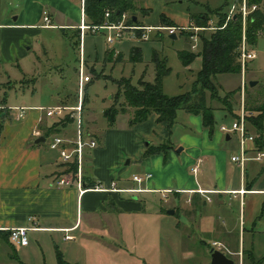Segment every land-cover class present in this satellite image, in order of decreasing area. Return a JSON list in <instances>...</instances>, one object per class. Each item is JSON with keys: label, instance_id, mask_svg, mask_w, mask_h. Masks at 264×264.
<instances>
[{"label": "crops", "instance_id": "1", "mask_svg": "<svg viewBox=\"0 0 264 264\" xmlns=\"http://www.w3.org/2000/svg\"><path fill=\"white\" fill-rule=\"evenodd\" d=\"M144 2L149 13L139 20L150 30L161 28L162 14L178 26L192 24L188 13L168 8L165 0ZM45 9L49 12L50 26L44 21ZM153 10L155 17L151 15ZM81 15V5L79 8L73 0H25L12 21H2L0 14V74L9 65H20L18 56L24 53L21 45L28 43L29 34L40 27L78 30ZM55 21L58 24H53ZM117 55L114 50V57ZM77 70L79 73V67ZM29 91L35 95L38 86ZM71 95L59 94L58 100L47 106L72 103L66 102ZM260 100L264 107V99ZM23 107L25 115L18 118ZM42 107L46 106L8 105L5 100L0 104V258L3 263L10 262L11 241L1 232L9 235L10 228L36 226L29 231L28 245L15 246L26 264H57V248L68 261L79 264V249H83L85 242L95 240L109 248H123L116 240L126 239L135 244V240L151 230L158 239V247L164 239L166 251L156 252L155 244L151 245L150 257L143 259L145 264H174L171 254L166 252L179 246L187 257L198 251L197 259H186L191 260L187 264H211L214 241L222 243L221 251L234 264H264V156L256 158L260 152L264 153V134L259 146L256 140L247 142L250 158L241 165L232 160L241 150L240 135L237 131L220 130L229 121L220 114L222 110H217L221 122L213 131L203 125L201 115L189 113L183 119L185 124L176 122L171 134L166 123L157 121L156 114L133 125L127 118L120 127L118 122L113 127L108 122H101L100 126L90 124L99 145L87 155L85 173L103 189L80 194L75 188L56 184V178L65 173L66 166L58 151L49 147L54 135L72 134L75 125L60 132L58 128L52 129L58 120L49 117ZM250 133L258 134L252 126ZM42 137L44 141L37 143ZM161 143L169 145L165 151L145 156L150 145ZM126 157L129 163L125 166L140 160L144 167L140 175L145 176L143 182L124 178L122 165ZM200 159V171L195 174L193 168ZM157 199L168 205L157 206ZM175 214H181L182 220L176 226H166L165 234L162 226L153 230L148 225L132 223L126 229L124 223L125 217L147 216L154 224L169 222L166 217ZM95 229L104 235L95 236L92 234ZM39 249L43 250L42 254Z\"/></svg>", "mask_w": 264, "mask_h": 264}, {"label": "rangeland", "instance_id": "2", "mask_svg": "<svg viewBox=\"0 0 264 264\" xmlns=\"http://www.w3.org/2000/svg\"><path fill=\"white\" fill-rule=\"evenodd\" d=\"M73 1L80 8V0ZM226 1L228 2L225 5V9L227 10L230 7L232 8L236 0H165V5L168 8L180 10L185 13H188V10L194 13L205 11L207 7L217 8L226 3ZM24 2L25 0H0L2 21L5 19L15 20L23 8ZM135 2L138 6L142 5L145 7L144 0H135ZM231 8L226 17L227 20L233 16L231 14ZM153 14L154 10L151 12L152 16ZM127 15L129 18L131 13ZM138 15L142 17L143 12L139 11ZM217 23L218 18L212 17L210 24L213 27L205 29L192 26V24H187L183 27L161 26V28H158L159 30L150 31L145 29H126L123 38L115 40L113 43L107 41V37L114 34L113 31L103 29L97 33H87L83 39V51L87 63L86 74H90L92 79H94L89 83L85 82L83 87L86 128L90 131V124L93 126L94 124L100 126L101 122L105 124L107 120L104 116V110L112 105H115L119 111L116 121L119 127L125 125L126 120L133 117L134 109L125 101L124 91L121 92L122 96L117 98L119 81L124 77L131 78L132 83L136 85L139 80L154 81L156 75L155 63L152 59L154 52L166 56L168 66L171 68L170 74L163 80L164 92L167 95L173 96L191 91L197 73L202 67V60L201 58H197L192 64L185 66L180 60L178 53L181 50H188L195 53L199 52L201 46L200 34L210 33L215 29ZM53 24H58V21L53 22ZM128 25L134 26L129 23ZM246 26L243 20L244 34ZM70 30L66 29L65 35L68 38L63 35L59 27H40L34 33L27 36L28 43L22 42L21 45L24 53L18 56L19 66L21 68L19 66L9 65L7 71L2 73V75L0 74V104L5 100L8 102V105L24 106L40 103L48 107L47 105L54 104L58 100L57 97H59V94L60 96H65L69 93L72 95L70 100L67 99L66 102H74V100H77L74 103L68 102L67 105L75 106L78 104L79 73L77 69L79 67V51L82 42H79L77 37L73 36L74 30ZM145 32L149 36L148 39L142 38ZM170 32L176 33L177 38H172ZM194 45H196L195 48L193 47ZM135 46L141 48L143 55V61L137 63L132 62L130 59L131 50ZM251 47L257 52V57L248 62L245 70L242 69L241 74H220L216 81L217 90L221 97L230 91L237 90L232 98L233 104L235 105L234 109L237 113H241L247 98L248 101L250 100V107L260 106V99H264V31L259 34L256 44ZM112 50H115L117 54H122L123 59L119 62L109 61L108 52ZM17 51L15 49L16 55H18ZM3 65L5 66V63ZM92 66L102 75L94 77L91 70ZM251 81H256L257 83L251 86ZM35 86H38V92L33 95L29 90H33ZM24 88H28L29 90H24ZM77 93L78 98L76 97ZM207 99L209 104L216 109L215 117L218 123L221 122V118L218 116L217 110H222L220 114L222 116L225 115L224 117L229 119L228 122H225L227 125L235 121L234 116L228 112L221 100L211 97V92H207ZM245 110L249 115L258 114L256 111L252 112L247 110L246 107ZM186 115V112L180 109L177 115V122L185 124L183 119ZM68 135L73 136V133ZM176 143L178 142L176 141ZM128 159L129 157H126L122 165V168L125 169L124 178L143 175L144 167L140 165V160H134L131 164L125 166ZM155 203H157V206L168 205L161 202L160 199H157ZM153 209L155 208H150L152 211ZM166 218H168L167 220L169 222L162 221L161 223L156 222L154 224L151 220L152 218L148 216L140 218L125 217L124 223L126 229L130 228L132 223H139L148 225L153 230H156V227L162 226L160 228L164 231L167 230L166 226L170 224L176 226L182 220L181 214L171 215ZM92 234L97 237L104 235L99 229H95ZM29 237L31 238V235ZM156 239L151 230V232L146 231L144 236L142 235L139 239L135 240V244L131 241L128 243L126 239L124 242L116 240V243L123 246V248L120 246L118 248L115 246L109 248L95 240L85 242V245L82 244L83 249H79V264H145L143 259L150 257L148 254L151 245L153 246L155 244L156 252L158 251L164 254L166 251L164 250L166 246L164 239L159 247L158 239ZM42 251L40 250L41 254ZM197 252L195 251L194 255L187 257L184 254L183 248L179 246L170 250V252L167 250L166 253L167 255L168 253L171 254L174 264H187L191 260L187 261L186 259H197ZM50 253L51 250L49 249ZM163 254L162 258L164 256Z\"/></svg>", "mask_w": 264, "mask_h": 264}, {"label": "trees", "instance_id": "3", "mask_svg": "<svg viewBox=\"0 0 264 264\" xmlns=\"http://www.w3.org/2000/svg\"><path fill=\"white\" fill-rule=\"evenodd\" d=\"M199 4V3H198ZM228 2L217 8L207 7L205 11L191 12L188 10L192 26L199 28H210L212 17L218 18V23L210 33H201V46L199 52H190L188 50L179 51L178 55L183 65L189 66L197 58H201L202 67L197 73L193 88L191 91L178 94L167 95L164 92L163 80L170 74L171 68L168 66V59L157 52L153 53V62L155 63L156 75L154 81L139 80L138 84H133L131 78H122L119 81V91L117 98L122 96L124 91V99L128 105L134 109L133 117L130 119V124L142 123L150 118L152 114H156L157 121L164 122L167 125L168 132L171 134L174 125L177 122V115L180 109L186 113L201 115L203 125L213 131L218 124L215 117V108L209 104L207 92H211L213 99L221 100L228 112L234 116V119L240 117L234 109L232 101L237 90L228 92L221 97L218 93L217 78L220 74H241L242 64L240 61V48L243 42V16L242 13L236 11L233 16L227 20L229 9H225ZM257 4V8L253 11L246 22L245 35L247 42L253 46L256 44L258 36L264 31V0H249V5ZM143 12V15L149 13V9L138 6L135 0H86L85 1V20L90 25H102L105 22H119L124 14L131 13L127 23L135 26H143L139 20L138 12ZM107 12L110 13L107 16ZM161 26L163 27H178V25L165 14L161 15ZM63 35L66 29L60 28ZM203 31V30H202ZM92 33V32H88ZM74 37L80 42V30L74 31ZM123 59L122 54H118L114 59V50L108 52V60L119 62ZM130 59L137 63L143 61L142 50L135 46L131 50ZM95 77L102 74L98 73L94 68L91 69ZM256 99V98H255ZM254 99V100H255ZM253 100V99H252ZM250 101V100H249ZM245 101V107L249 111H256V115L247 116L248 130L252 126L258 134L255 136L258 146L262 142L264 134V107H250V102ZM119 111L115 105H112L104 110V116L110 127H113L117 121ZM73 119L67 118L56 122L52 129H57L60 132L73 124ZM52 131V130H51ZM168 144L161 143L159 145H150L145 153V156L152 155L157 152L165 151ZM76 170V165L70 164L66 166L65 173ZM89 176L85 177L87 187H95V181H90ZM4 236L9 237L7 232ZM9 263H3L0 258V264H26L19 256L15 246L9 243ZM57 264H77L68 261L62 251L57 248Z\"/></svg>", "mask_w": 264, "mask_h": 264}, {"label": "built area", "instance_id": "4", "mask_svg": "<svg viewBox=\"0 0 264 264\" xmlns=\"http://www.w3.org/2000/svg\"><path fill=\"white\" fill-rule=\"evenodd\" d=\"M85 1L80 0L81 2V21L78 25V29L80 30V38H81V47H80V66H79V101L75 106L72 105H56L49 107H42L44 111H46L47 115L53 119L65 120L67 118L73 119V124L75 125V130L73 136H69L66 134H56L49 141V147L53 150L58 151L61 162L65 166H69L70 164L76 165V170L64 173L61 176L56 178V184L60 187H68L75 188L79 191L80 194L85 193L88 190H100L103 189L102 186L96 185L95 187H87L85 183V167H86V158L87 155L90 154L94 149H96L99 145L97 137L89 131L85 126L84 119V106H83V87L85 82H90L92 80V76L90 74H86V63L84 59L83 52V39L88 32L97 33L100 30L107 29L113 31V35H109L107 37V41L110 43L115 42V40H120L123 38L126 29H145L150 30L149 27L142 26H130L127 23L128 15L124 14L122 19L119 22H105L102 25H90L85 20ZM257 8V4L249 5V0H236L235 4H233L231 8V14L233 15L236 11L242 13L243 20L246 23L249 15L255 11ZM44 21L46 22V26H50V17L48 9H45L44 12ZM110 15L109 12L106 14ZM135 36V35H134ZM147 32L143 33V39H148ZM194 48L196 45L193 46ZM257 57V52L252 49L251 45L247 42L246 35L244 34L243 42L240 48V61L242 64V69L245 70L246 65L249 61L255 59ZM26 108H20L18 113V118H22L25 115ZM249 114L246 112L245 107L240 113V117L235 119L233 123L230 125L222 124L220 126V130L225 133L230 132H238L240 135V143L241 150L238 154H234L232 156V160L234 162H238L241 165H244L245 162L250 158L248 156L247 151V142L255 140V135L250 133L248 130L247 124V116ZM37 134V131L34 132ZM264 156L263 152H260L256 158L261 159ZM202 160H198L193 168V172L197 174L200 171ZM149 175L146 176V178ZM133 179L136 182H143L145 176L135 175ZM115 185V183H113ZM114 190H120L114 188ZM166 193V192H163ZM31 229H36V226H20L13 227L9 230V239L14 246H26L29 244V231ZM66 238H71L70 235H66ZM212 246L215 249L221 250L222 243L214 241Z\"/></svg>", "mask_w": 264, "mask_h": 264}, {"label": "water", "instance_id": "5", "mask_svg": "<svg viewBox=\"0 0 264 264\" xmlns=\"http://www.w3.org/2000/svg\"><path fill=\"white\" fill-rule=\"evenodd\" d=\"M172 38H177L176 33H172L171 34ZM257 82L256 81H251L250 85L254 86ZM44 141V138H40L37 140V143ZM129 163V159L127 160L126 164ZM170 213H174V211H170ZM210 254H211V264H234V260H232L225 252L219 250V249H215L212 248L210 250Z\"/></svg>", "mask_w": 264, "mask_h": 264}]
</instances>
